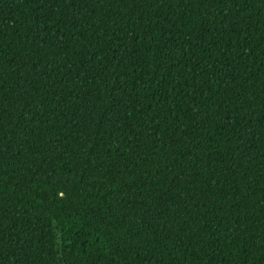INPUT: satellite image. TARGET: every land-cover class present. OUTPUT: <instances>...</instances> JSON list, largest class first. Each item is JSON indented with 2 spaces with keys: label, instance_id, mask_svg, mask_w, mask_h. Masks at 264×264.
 <instances>
[{
  "label": "trees",
  "instance_id": "trees-1",
  "mask_svg": "<svg viewBox=\"0 0 264 264\" xmlns=\"http://www.w3.org/2000/svg\"><path fill=\"white\" fill-rule=\"evenodd\" d=\"M0 264H264V0H0Z\"/></svg>",
  "mask_w": 264,
  "mask_h": 264
}]
</instances>
